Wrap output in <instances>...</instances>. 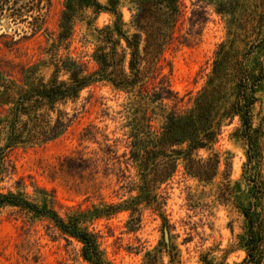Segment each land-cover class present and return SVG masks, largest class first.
Here are the masks:
<instances>
[{"label": "trees", "instance_id": "obj_1", "mask_svg": "<svg viewBox=\"0 0 264 264\" xmlns=\"http://www.w3.org/2000/svg\"><path fill=\"white\" fill-rule=\"evenodd\" d=\"M181 1L128 0L130 18L125 21L122 0H62L57 29L49 32L46 21L53 0H0L1 56H20V43L36 34L46 42L40 57L17 72L13 61L0 57V214L16 209L44 221L52 237L77 241L88 264H112L94 223L128 211L126 224L134 231L144 204L159 217L162 238L157 246L144 250L142 264H181L161 185L180 167L185 175L211 183L220 164L214 146L222 127L237 117L230 138L245 145L247 191L235 189L223 176L217 200L231 204L245 220L230 246L244 256L230 264H264V0H237L233 12L229 0L218 1L219 13H238V20L233 21L235 30L227 41L215 49L206 83L187 107L178 105L182 98L163 71L169 67L163 54L176 38ZM101 13L110 19L99 26L96 20ZM77 25L91 37V69L70 49ZM96 84L124 95L123 127L128 159L138 176L136 195L119 202L101 200L86 208L66 207L61 214L45 189L33 186L29 194L21 180L13 188L2 187L14 170L10 152L61 137L77 116L69 104L77 102L81 90ZM238 194H244V202H239ZM200 261L229 264L207 254Z\"/></svg>", "mask_w": 264, "mask_h": 264}, {"label": "rangeland", "instance_id": "obj_2", "mask_svg": "<svg viewBox=\"0 0 264 264\" xmlns=\"http://www.w3.org/2000/svg\"><path fill=\"white\" fill-rule=\"evenodd\" d=\"M218 1H181L176 38L163 54L164 63H169V67L163 71L169 73L170 86L182 98L178 104L182 107L189 106L205 85L215 49L235 30L233 21L238 20V13L234 16L219 13ZM122 2L123 19L128 21L129 3ZM229 2L230 12L237 10V0ZM61 9L62 0H53L46 21L49 32L57 29ZM109 19L107 13H101L96 22L100 26ZM85 33L81 25L76 26L70 49L91 69V37ZM45 44L44 36L36 34L20 43V56L0 57L13 61L17 72L20 66L40 57V49ZM124 99L122 93L101 84L81 90L77 102L68 107L77 111L68 130L50 142L14 148L10 152L13 173L1 186L13 188L15 181L21 180L29 194H33V186L45 189L54 196V206L61 214L66 207L86 208L101 200L119 202L135 196L138 176L128 159L122 113ZM237 126L235 117L222 127L214 146L220 155L219 173L211 183L185 175L180 167L171 180L161 185V191L167 196L165 211L181 264H202L200 259L206 254L215 260L223 258L229 264L244 256L242 250L230 249V246L242 232L245 220L231 204L217 200V186L223 176L229 177L235 189L247 191L243 182V172L247 171L245 145L230 138ZM236 196L239 202L245 201L244 194ZM128 215L124 211L94 223L101 236V246L112 264H142L144 250L157 246L162 238L160 219L150 207L141 205V222L134 231L127 227ZM79 249L80 244L73 239L52 237L44 221L30 219L16 209H5L0 214V264H88L81 258Z\"/></svg>", "mask_w": 264, "mask_h": 264}, {"label": "water", "instance_id": "obj_3", "mask_svg": "<svg viewBox=\"0 0 264 264\" xmlns=\"http://www.w3.org/2000/svg\"><path fill=\"white\" fill-rule=\"evenodd\" d=\"M165 238H167V233L165 232Z\"/></svg>", "mask_w": 264, "mask_h": 264}]
</instances>
